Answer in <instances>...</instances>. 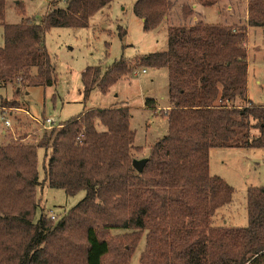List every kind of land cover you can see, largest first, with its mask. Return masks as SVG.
<instances>
[{"label":"trees","instance_id":"obj_1","mask_svg":"<svg viewBox=\"0 0 264 264\" xmlns=\"http://www.w3.org/2000/svg\"><path fill=\"white\" fill-rule=\"evenodd\" d=\"M63 1L38 20L8 24L2 22L5 0H0L1 87L13 79L54 85L45 32L86 27L111 0ZM217 1L198 0L203 6ZM171 7L170 0H136L132 10L148 31ZM181 14L185 19L192 10L182 5ZM246 25L264 27V0H247ZM245 38V25H170L165 50L133 64L120 57L105 69L87 66L80 73L86 99L94 87L105 92L140 67L167 68V130L150 147L141 172L132 166L134 131L125 105L83 110L44 129L34 144L0 145V264H104L108 254V263L127 264L143 234L139 264H264V185L247 188L245 226L210 224L233 191L209 173L210 148L264 150V105L246 96ZM6 102L0 98L2 106ZM145 106L152 107V100ZM41 184L85 195L57 219L40 208L34 221ZM116 229L121 233L107 237Z\"/></svg>","mask_w":264,"mask_h":264},{"label":"rangeland","instance_id":"obj_2","mask_svg":"<svg viewBox=\"0 0 264 264\" xmlns=\"http://www.w3.org/2000/svg\"><path fill=\"white\" fill-rule=\"evenodd\" d=\"M136 0H111L109 5L92 15L86 27H53L43 38V45L54 65L55 83L52 86H27L21 79L0 86V145L34 144L43 129L36 121L51 118L58 124L91 108L127 106L129 127L134 131L131 150L134 159L146 157L152 144L165 135L167 120L164 116L169 103L168 70L138 68L130 77H121L105 92L94 87L83 99L80 73L87 66L105 69L123 57L133 64L139 58L167 47V28L170 25L192 24L202 21L209 24L246 26L245 48L248 65L249 103L264 105V27L247 26V0H218L214 5L203 6L198 0H170L172 7L165 18L153 29L145 31L142 19L133 13ZM3 23L16 24L24 18L38 20L51 8L63 7V0H5ZM192 14L183 19L181 7ZM196 8L194 9V6ZM19 9V10H18ZM196 16V17H195ZM3 25L0 24V46L3 44ZM121 30H124L123 35ZM36 74L31 69L30 75ZM259 79V83L255 80ZM20 84L17 87V85ZM152 100L153 106H145ZM11 103L17 105L12 106ZM34 117V118H32ZM43 149H37L38 180L43 178ZM208 170L232 187L229 204L216 210L210 224L243 227L247 223L246 191L249 186L264 185V150L261 148H210ZM39 207L33 220L41 213L59 218L85 195L83 190L66 195L60 188L37 186ZM121 230H111L113 238ZM145 247L144 234L140 238L127 264H139ZM111 255L104 264H110Z\"/></svg>","mask_w":264,"mask_h":264},{"label":"built area","instance_id":"obj_3","mask_svg":"<svg viewBox=\"0 0 264 264\" xmlns=\"http://www.w3.org/2000/svg\"><path fill=\"white\" fill-rule=\"evenodd\" d=\"M142 71L144 72L145 70H142ZM36 122L40 125V128L43 129V130L44 129H49L52 126L56 125V124H53L52 119L51 118H48V117H46L45 119H43V121H36ZM50 217L53 218L54 215L51 214Z\"/></svg>","mask_w":264,"mask_h":264},{"label":"water","instance_id":"obj_4","mask_svg":"<svg viewBox=\"0 0 264 264\" xmlns=\"http://www.w3.org/2000/svg\"><path fill=\"white\" fill-rule=\"evenodd\" d=\"M144 164H145V159L144 158H142V159H133L132 160V166L134 167V169L137 172H141L142 171Z\"/></svg>","mask_w":264,"mask_h":264},{"label":"crops","instance_id":"obj_5","mask_svg":"<svg viewBox=\"0 0 264 264\" xmlns=\"http://www.w3.org/2000/svg\"><path fill=\"white\" fill-rule=\"evenodd\" d=\"M194 6V5H193ZM196 8V6H194V9ZM196 17V16H195ZM244 20L246 21V17L244 18ZM205 23V22H204ZM193 24V23H192ZM248 66V65H247ZM247 76H248V74H247ZM260 81H259V79H256L255 80V83H259ZM247 89H248V80H247V83H246V96H247ZM247 98H248V96H247ZM249 99V98H248ZM250 100V99H249ZM167 108H169L168 107V105L166 106ZM32 118H34V117H32ZM144 158V157H143ZM142 159V158H141Z\"/></svg>","mask_w":264,"mask_h":264}]
</instances>
